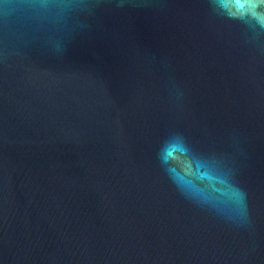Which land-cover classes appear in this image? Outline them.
I'll return each instance as SVG.
<instances>
[{
  "label": "water",
  "instance_id": "1",
  "mask_svg": "<svg viewBox=\"0 0 264 264\" xmlns=\"http://www.w3.org/2000/svg\"><path fill=\"white\" fill-rule=\"evenodd\" d=\"M0 264H264V30L0 0Z\"/></svg>",
  "mask_w": 264,
  "mask_h": 264
},
{
  "label": "clouds",
  "instance_id": "2",
  "mask_svg": "<svg viewBox=\"0 0 264 264\" xmlns=\"http://www.w3.org/2000/svg\"><path fill=\"white\" fill-rule=\"evenodd\" d=\"M219 14L264 30V0H212Z\"/></svg>",
  "mask_w": 264,
  "mask_h": 264
}]
</instances>
